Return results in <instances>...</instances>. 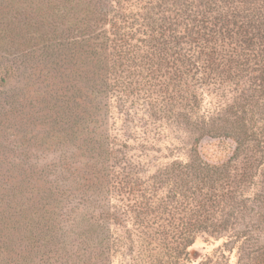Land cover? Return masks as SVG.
Here are the masks:
<instances>
[{
    "label": "trees",
    "instance_id": "obj_1",
    "mask_svg": "<svg viewBox=\"0 0 264 264\" xmlns=\"http://www.w3.org/2000/svg\"><path fill=\"white\" fill-rule=\"evenodd\" d=\"M203 236L264 264V0H0V264H191Z\"/></svg>",
    "mask_w": 264,
    "mask_h": 264
},
{
    "label": "rangeland",
    "instance_id": "obj_2",
    "mask_svg": "<svg viewBox=\"0 0 264 264\" xmlns=\"http://www.w3.org/2000/svg\"><path fill=\"white\" fill-rule=\"evenodd\" d=\"M231 97V92H227V94L222 97V95L217 92H213L212 89H208L206 92L204 91L201 116H204L207 122H216L218 118L221 117V108L231 100ZM175 137V135L170 133L168 126H163L160 137L157 136L153 143L151 140L149 143L150 148L160 150L161 154H156V152L151 151L150 159L151 157H168L170 151L169 149L167 150V147H170L171 143L174 144L173 149L180 146L181 141H176ZM177 137H181V135L179 134ZM234 149V143L224 137L207 138L203 140L198 147L202 157L214 158V160H221L233 154ZM180 154L181 153H178L177 156L179 157ZM181 158L184 159V156ZM245 244H241V241L235 242V240H230L229 237H200L189 249L190 257L193 260L191 264H255L252 254L248 252L245 254L243 252V249L248 250V245Z\"/></svg>",
    "mask_w": 264,
    "mask_h": 264
}]
</instances>
